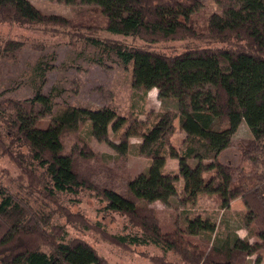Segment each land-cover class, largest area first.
<instances>
[{
    "label": "trees",
    "instance_id": "trees-1",
    "mask_svg": "<svg viewBox=\"0 0 264 264\" xmlns=\"http://www.w3.org/2000/svg\"><path fill=\"white\" fill-rule=\"evenodd\" d=\"M81 1L93 5L97 15L72 19L45 14L30 0H0V25L38 31L44 39L68 38L71 46H101L131 65L140 89H157L158 99L174 100L178 110L153 113L144 128L132 112L119 115L110 104L100 109L64 105L51 113L39 91L31 99L2 96L0 158L13 163L18 174L14 191L0 185V264H108L83 239L69 237V225L94 229L124 251L159 248L162 255L141 253L152 264H176L166 253L182 264H243L264 248V171L256 172L264 165V0H228L230 5L220 14H207L203 25L193 20L203 0ZM102 32L143 43L127 45L102 38ZM175 40H185L177 53H168L173 51L170 45L155 47ZM35 41L29 45L34 50L46 46L44 40ZM25 44L0 39V62L15 61ZM36 103L45 104V113L51 114L47 124L34 116ZM176 119L185 134L179 150L171 145ZM242 122L252 137L235 147L251 162L253 173L248 175L219 160ZM86 126L95 138L110 130L120 154L130 148L129 138L139 137L135 148L137 156L149 161L146 172L124 181L114 168L101 164L78 136ZM168 158L177 160L176 173L164 171ZM207 191L217 196L221 209L235 200L243 203L245 228L255 242L235 238L230 244L203 248L190 237L215 232L213 223L195 216L184 226L165 227L148 204L167 205L176 196L181 203H192ZM82 192L103 204L101 211L125 216L124 230L109 233L70 213L62 197Z\"/></svg>",
    "mask_w": 264,
    "mask_h": 264
},
{
    "label": "rangeland",
    "instance_id": "rangeland-1",
    "mask_svg": "<svg viewBox=\"0 0 264 264\" xmlns=\"http://www.w3.org/2000/svg\"><path fill=\"white\" fill-rule=\"evenodd\" d=\"M30 1L48 15L56 14L72 19L97 15L93 5H88L81 0ZM228 5H230L228 0H203L202 6L193 15V20L203 25L207 14L212 12L220 14ZM101 37L118 40L127 45L143 43L139 38L122 37L107 32H102ZM10 38L26 41V44L17 54L15 61L0 62V98L7 96L31 99L39 91L47 98L51 113L64 105L100 109L110 104L116 107L119 115L132 112L139 121L143 122V127L151 124L153 113L178 110V104L174 100H159L154 91L143 94L144 89H140V85L133 80L131 65L122 64L113 52L103 50L101 46L86 42H78L71 46L68 38L44 39L38 31L0 25V39ZM35 40L46 41V46L42 50L32 49L29 45ZM184 44L185 40H175L167 44L159 43L155 47L160 49L161 46L170 45L173 51L167 50L168 53H177L181 51ZM45 107V104L36 103L33 108L34 116L42 124H47L51 120V114L45 113ZM176 129L171 138V145L179 150L183 147L185 135L181 134L178 125ZM122 131L123 127L119 129L117 135ZM78 136L97 153L101 164L114 168L124 181L146 172L149 166L147 159L137 156L135 145L140 141L139 137L129 138L130 148L127 153L120 154L115 148L118 139L110 130L105 136L95 138L90 128L86 126ZM251 137L249 129L242 122L231 138L232 146L219 155V160L243 175L253 173L251 162L243 159L235 147L238 141ZM177 163V160L168 158L164 171L176 173L177 169L174 171L173 169L177 167ZM262 171H264V165L259 164L256 172ZM17 174L18 170L13 163L5 157L0 158V185L14 191L16 184L13 178ZM176 185L180 193L183 185L181 178ZM62 198L66 202L64 206L68 207L70 213L80 214L90 223L100 224L109 233L122 232L127 224L125 216L117 212L101 211L103 204L95 200L89 192ZM148 204L157 211L160 223L165 227L172 223L176 226H184L187 219L195 216L208 219L214 224L215 232H200L190 237L203 248L211 244H230L235 238L249 244L255 242V238L245 228L246 208L240 200H235L221 209L217 196L207 191L198 194L192 203H181L176 196L170 198L167 205L160 201ZM67 231L69 237L83 239L92 246L108 264H152L141 256L142 252L149 255L163 254L159 248L151 245L137 247L131 252L124 251L104 240L94 229L82 230L81 227L74 228L69 225ZM165 257L176 264H182L173 253H166ZM243 264H264V248H258L257 252L249 256Z\"/></svg>",
    "mask_w": 264,
    "mask_h": 264
},
{
    "label": "crops",
    "instance_id": "crops-1",
    "mask_svg": "<svg viewBox=\"0 0 264 264\" xmlns=\"http://www.w3.org/2000/svg\"><path fill=\"white\" fill-rule=\"evenodd\" d=\"M151 91H154V92H155V95L157 94V89H155V88L149 89L148 92L143 91V94H144V93H149V92H151ZM148 96H149V95H148ZM156 98H157V95H156ZM175 122H177L176 124L178 125V120L176 119V120L174 121V126L176 127L177 125H175ZM180 133H181V132H180ZM181 134H183V136L185 135L184 133H181ZM166 163H167V160H166ZM175 165H176V164H175ZM164 169H165V167H164ZM176 169H177V167H175V168L173 169V171L176 170Z\"/></svg>",
    "mask_w": 264,
    "mask_h": 264
}]
</instances>
